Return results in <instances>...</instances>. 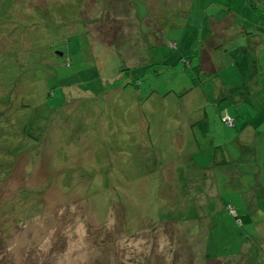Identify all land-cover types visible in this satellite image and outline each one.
<instances>
[{"label": "rangeland", "instance_id": "374dc122", "mask_svg": "<svg viewBox=\"0 0 264 264\" xmlns=\"http://www.w3.org/2000/svg\"><path fill=\"white\" fill-rule=\"evenodd\" d=\"M109 1L0 0V264L264 251V140H230L220 110L264 83V47L228 35L201 49L222 14L200 0L186 19L191 0ZM212 145L230 164L208 166Z\"/></svg>", "mask_w": 264, "mask_h": 264}, {"label": "trees", "instance_id": "16d2710c", "mask_svg": "<svg viewBox=\"0 0 264 264\" xmlns=\"http://www.w3.org/2000/svg\"><path fill=\"white\" fill-rule=\"evenodd\" d=\"M193 1L192 0L189 1L187 11H183V12H186V15H184L185 19L187 18L189 11L192 8V2ZM215 1L216 0H214L213 2L205 3L204 0H200V3H199L200 9L202 11H204L203 16L208 13L207 12L208 9L209 10L213 9L214 12H212V14H209L212 17H214L215 15H217L219 13L222 14V17H220L218 15L216 16V17H220V19H221L220 22L223 21L220 26L211 27L213 24L208 25L207 32L208 31L209 32L207 34L209 35V38L213 39L214 36H215V38H218V39L225 38V37H227V33H229L230 31H232L235 36H240L237 32L242 27H246V29H245L246 35L252 34V32L255 28H258L262 33H264V0H217V3ZM114 2H117V1L116 0H110L109 4L114 5L115 4ZM94 3H96V1ZM94 3L88 2L87 5H91V6L93 5V7H91L89 9V12H91L90 10H92L94 7H96V5L100 6V4H101L99 1L97 2L98 4H94ZM228 3H232V5H234V6H232L233 8H231ZM179 5H180V3H178V5H177L178 8H179ZM204 5H206V6L204 7ZM181 9L185 10L184 8H181ZM215 12H217V14H215ZM236 18H237V22H236ZM238 20L240 21L239 23H238ZM231 22H233V25H231ZM255 22H257V23H255ZM253 26H255V28H253ZM225 32H226V34H225ZM207 34H206V36H207ZM206 36H203V39ZM245 37H247V36H245ZM245 37H244V39H245ZM209 38L208 39L205 38L204 41H202V44L200 46L201 49L206 48L205 50H207L209 48V46L215 45L214 39H213V41L210 40V42H209ZM245 41H247V39L244 40L243 44L245 43ZM220 46H222V45L218 44V47H220ZM199 59H200V65L199 66L202 67V69H214V67H211L212 62H211V59L209 57L208 52L206 54V57H203V55L201 54ZM204 62H206V65H207L206 68H204V66H203ZM209 73H212V70H209ZM224 98H226V97H224ZM222 115L223 116H226V115L229 116L232 119L233 125H234V117H232L227 112H224ZM223 116H222V118H223ZM222 118H221L222 123H224ZM212 151H213L212 158L216 164H220V165L230 164V161L228 158H226L225 151L221 145L213 146ZM34 195H35V193H34ZM26 199H28V198H26ZM36 201L39 202L38 199ZM222 201H223V199H221V202ZM221 206H223L225 209H227V211L229 213H231V215H237L235 207H233L232 205H229L228 203L223 201ZM232 209H233V213L230 211ZM0 216L2 217V213H0ZM122 220H124V219H122ZM122 224L125 225L124 222ZM170 227L173 229L176 228L174 226H170ZM176 229H178V228H176ZM178 230H180V229H178ZM184 246H186V247H188V249H190V244H185ZM203 253L204 252H202V256L200 259V260H202V262H200L197 259H195L194 256H190L189 252L186 253L182 250H179L177 253V256L175 257L174 263L176 262L175 264H195L198 262L201 264H240L241 262H243V264H262V263L264 264V252H262V250H259L256 246H255L254 251L244 250L243 252L239 253L238 255L230 257V258H227V257L219 258L217 256H210L207 254L203 255ZM258 253L262 256V259H258V256H257ZM233 260H235L236 262H234ZM102 262H104V261L102 260L100 264H102ZM9 263H11V262L9 261Z\"/></svg>", "mask_w": 264, "mask_h": 264}, {"label": "crops", "instance_id": "0c3cea01", "mask_svg": "<svg viewBox=\"0 0 264 264\" xmlns=\"http://www.w3.org/2000/svg\"><path fill=\"white\" fill-rule=\"evenodd\" d=\"M228 4L230 5L231 8H233L232 6H234V5H232V3H228ZM220 20H221L220 17L212 18L209 21V24L210 25L213 24L211 27L220 26L223 22V21L220 22ZM236 22H237V18H236ZM239 22L240 21L238 20V23ZM255 23H257V22H255ZM231 25H233V22H231ZM253 28H255V26H253ZM245 29H246V27H242L239 30L237 29L238 30L237 33L240 36H243V37L247 36V37H245V39H247V41H245V43L243 44V47L240 48L241 49L240 52L245 53L250 49V47H252L251 52H256V53L260 54L259 52L255 51L253 48H254L255 44H258L260 47H264V33H262L258 28H255L253 30L252 34L246 35ZM228 35H231V37H232V36H234V33L232 31H230L229 33H227V36ZM205 38L208 39L209 35L207 34V36ZM204 39H203V41H204ZM256 80H257V78H256ZM262 80L263 79H261V78H259L257 80L258 86L256 84H254V81H253L252 82L253 88L251 90L249 89L248 93L244 92V90H241L242 96H240L237 100L233 99L234 102H231V103L238 102V104L235 106L236 108H234V109L233 108H227L228 105L220 107V110H222L221 118H222L223 112H227L232 117H234L233 134L231 135L230 140L233 139V137H235V136H236L237 143L240 142V144H242V140L239 139L240 137H242V138L245 137V138L249 139V142H251V143H253L255 141L254 139H257V137H261L262 141L264 140V138H262V135H260L259 132L256 130V125L264 123V111L259 112V113H255L254 110L248 108L246 105L242 106V104H244L247 101H255L254 102L255 104H251V105H255V106H257V103L264 105V83L262 82ZM246 81H248L247 78H246ZM243 84H245V79H244ZM224 95H225L224 97H226V99H227L226 94H224ZM222 96H223V94H222ZM222 96L219 97L218 101L222 100V98H223ZM221 122H222V120H221ZM225 133L227 134V131H225ZM254 144H255V142L253 143V145ZM253 145L252 144H249V145L245 144L244 149L242 148V145H241L240 146L241 153L245 152V151L248 153V151H251V152H253L252 157L257 160V157L261 153V150L258 146L254 147ZM212 146H215V145H212ZM249 146H251V147H249ZM222 147L225 151L226 158H231L228 155V152H226L224 146H222ZM248 158H250V157H248ZM208 166L211 168L213 166H218V168H223L224 166H227V165L216 164L213 161V158H211L210 162H208ZM209 167H207V170H205L206 172H208ZM263 190H264V188H263ZM251 198H252V196H251ZM222 202H221V199L218 198V203L222 205ZM236 212L240 213V212H242V210L236 211ZM255 226L257 227L258 231L264 233V225H261V226L254 225V227ZM252 230H254V229L252 228ZM262 252H264V251L262 250Z\"/></svg>", "mask_w": 264, "mask_h": 264}, {"label": "built area", "instance_id": "2783aa9c", "mask_svg": "<svg viewBox=\"0 0 264 264\" xmlns=\"http://www.w3.org/2000/svg\"><path fill=\"white\" fill-rule=\"evenodd\" d=\"M223 121H224V123L226 124V125H233V121H232V119L229 117V116H223ZM232 213H233V209L232 210H230Z\"/></svg>", "mask_w": 264, "mask_h": 264}]
</instances>
